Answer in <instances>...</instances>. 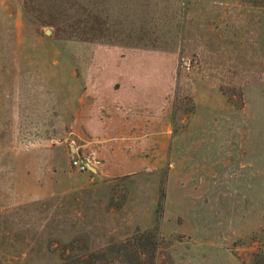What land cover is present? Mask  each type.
Here are the masks:
<instances>
[{
  "label": "rangeland",
  "instance_id": "374dc122",
  "mask_svg": "<svg viewBox=\"0 0 264 264\" xmlns=\"http://www.w3.org/2000/svg\"><path fill=\"white\" fill-rule=\"evenodd\" d=\"M106 48L166 59L161 167L69 164ZM0 264H264V0H0Z\"/></svg>",
  "mask_w": 264,
  "mask_h": 264
},
{
  "label": "crops",
  "instance_id": "0c3cea01",
  "mask_svg": "<svg viewBox=\"0 0 264 264\" xmlns=\"http://www.w3.org/2000/svg\"><path fill=\"white\" fill-rule=\"evenodd\" d=\"M87 71L77 132L81 156L104 176L161 167L174 93L166 59L145 49H96Z\"/></svg>",
  "mask_w": 264,
  "mask_h": 264
},
{
  "label": "built area",
  "instance_id": "2783aa9c",
  "mask_svg": "<svg viewBox=\"0 0 264 264\" xmlns=\"http://www.w3.org/2000/svg\"><path fill=\"white\" fill-rule=\"evenodd\" d=\"M69 164L72 168L78 171L88 170L90 168V161L88 159H80L78 157H72L69 161Z\"/></svg>",
  "mask_w": 264,
  "mask_h": 264
}]
</instances>
